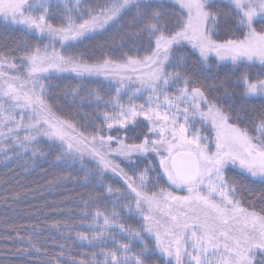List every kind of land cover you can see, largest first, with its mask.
Returning <instances> with one entry per match:
<instances>
[{
    "label": "snow or ice",
    "instance_id": "6c2138e0",
    "mask_svg": "<svg viewBox=\"0 0 264 264\" xmlns=\"http://www.w3.org/2000/svg\"><path fill=\"white\" fill-rule=\"evenodd\" d=\"M0 23L23 33L0 44V162L54 154L103 198L86 230L50 226L59 251L17 233L19 264H264V78L247 70H264V0H0ZM61 95L95 111L59 115Z\"/></svg>",
    "mask_w": 264,
    "mask_h": 264
},
{
    "label": "trees",
    "instance_id": "16d2710c",
    "mask_svg": "<svg viewBox=\"0 0 264 264\" xmlns=\"http://www.w3.org/2000/svg\"><path fill=\"white\" fill-rule=\"evenodd\" d=\"M21 39H23L22 31L18 28L6 29L0 23V44L7 42L12 45ZM108 39L109 36L105 35L89 47L93 48L99 55L100 49L95 48V44H103ZM32 42L35 43V41ZM92 58L95 59L96 57L93 56ZM189 63L191 65V61ZM232 67L231 64L221 66L216 69V73L222 78ZM247 70L253 79L264 78V70L261 69L259 64L248 65ZM242 71H244L243 67L233 76V81L239 77ZM53 83L58 84L60 89H63L65 86L75 87L78 80L76 77L63 74L55 78ZM96 87L95 82L87 85V88ZM103 94L104 92L101 91V95ZM52 103L60 109L58 114L63 116L73 115L77 111L83 116L85 113L91 114L95 111L94 108L89 107L87 102L84 103L82 108L77 109L70 102L65 101L62 95L59 99L53 97ZM76 103L80 104V101L77 100ZM258 104L259 100H257ZM40 147L44 151H48L46 143L41 144ZM30 155V153H25L23 159L13 157L11 162H0V261H3L4 264H19L21 258L9 254V249L14 250L21 244V241L16 238L17 233L27 235L31 233L30 226L36 225L42 230L40 233L41 243H43V238L47 237L46 247L49 248L50 252L59 251L57 244L63 241L56 229L50 226L60 221V227L63 228V221L68 220L78 230H86L91 222L90 219L83 221L78 219L83 215L84 201L90 200V197L103 200L100 197L99 190L94 189L91 183L84 182L83 173L77 170L79 165L72 168L63 164L57 165V163H54V154L49 155L47 158L36 157L35 161L29 158ZM0 158H2V154H0ZM25 161H27L26 164ZM112 183L114 187L119 186L115 179ZM98 206L101 210H104L103 203ZM107 208L110 211L111 205L109 204ZM87 210L94 212L95 207H89ZM124 218L133 228L138 226L139 221L137 218H128L127 214ZM148 240L152 241L150 247L154 246L153 240L150 238ZM145 243H148V241H145ZM140 247L139 241L134 242L133 252L139 251ZM95 251L99 252L100 250L97 248ZM81 252L88 254L89 259L92 258L87 247L76 249L78 258ZM99 259L102 260L103 257H99ZM152 262L153 264H164V259L161 257L160 260H157L153 256Z\"/></svg>",
    "mask_w": 264,
    "mask_h": 264
},
{
    "label": "rangeland",
    "instance_id": "374dc122",
    "mask_svg": "<svg viewBox=\"0 0 264 264\" xmlns=\"http://www.w3.org/2000/svg\"><path fill=\"white\" fill-rule=\"evenodd\" d=\"M214 59V58H213ZM228 64H230V63H228ZM256 64H258V63H256ZM64 75H68V76H73V77H75L74 75H72V74H64ZM125 99H126V97H125ZM165 183H166V181H165ZM178 194H181V195H183V194H185V193H183V192H178ZM151 240H152V238L151 237H149ZM153 242H154V240H153ZM154 244V243H153ZM157 254H159V253H157Z\"/></svg>",
    "mask_w": 264,
    "mask_h": 264
}]
</instances>
